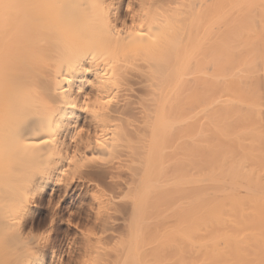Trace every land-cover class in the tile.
Listing matches in <instances>:
<instances>
[{
    "label": "bare ground",
    "instance_id": "bare-ground-1",
    "mask_svg": "<svg viewBox=\"0 0 264 264\" xmlns=\"http://www.w3.org/2000/svg\"><path fill=\"white\" fill-rule=\"evenodd\" d=\"M53 3L65 5L59 17ZM74 3L0 0V79L10 89L35 81L57 104L51 121L31 116L19 129L58 150L33 178L21 230L37 199L93 189L99 213L124 216L105 234L113 260L264 264V0H103L117 35L144 32L141 4L172 21L163 61L119 75L89 52L54 84L56 20Z\"/></svg>",
    "mask_w": 264,
    "mask_h": 264
},
{
    "label": "clouds",
    "instance_id": "clouds-1",
    "mask_svg": "<svg viewBox=\"0 0 264 264\" xmlns=\"http://www.w3.org/2000/svg\"><path fill=\"white\" fill-rule=\"evenodd\" d=\"M51 7L59 17L65 5L53 3ZM70 7L71 15L56 20L54 48L47 61L49 82L56 84L61 69L70 70L89 52L93 58L106 57L119 75L133 64L143 63L154 70L163 61L173 35L172 21L144 4L134 17L144 32L133 28L125 35L113 32L103 0H76ZM56 108L35 81L10 89L0 79V264H32L36 249L45 242L44 233L23 232L20 218L33 178L47 169L58 150L52 140L26 143L19 129L31 116L51 121ZM106 115L107 109L96 113L97 123L103 124ZM85 256L86 264H128L110 259L105 250L91 243L85 245Z\"/></svg>",
    "mask_w": 264,
    "mask_h": 264
},
{
    "label": "rangeland",
    "instance_id": "rangeland-1",
    "mask_svg": "<svg viewBox=\"0 0 264 264\" xmlns=\"http://www.w3.org/2000/svg\"><path fill=\"white\" fill-rule=\"evenodd\" d=\"M72 189L67 198L57 193L36 200V207L31 214L32 227L27 221L28 224L22 230L25 233L35 231L45 234V242L36 249L35 264H86L87 243L105 250L106 254H110V259H114L116 243L105 234H108V230L111 233L118 232L116 224L124 216L119 214L118 218V214L99 213V208L105 202L101 193L89 189L84 197L79 192H72Z\"/></svg>",
    "mask_w": 264,
    "mask_h": 264
},
{
    "label": "snow or ice",
    "instance_id": "snow-or-ice-1",
    "mask_svg": "<svg viewBox=\"0 0 264 264\" xmlns=\"http://www.w3.org/2000/svg\"><path fill=\"white\" fill-rule=\"evenodd\" d=\"M131 11V10H130ZM141 28H143V25H140ZM142 33V32H141ZM110 101H104V103H109ZM98 143H100V141H97ZM93 159H96V157H93Z\"/></svg>",
    "mask_w": 264,
    "mask_h": 264
}]
</instances>
